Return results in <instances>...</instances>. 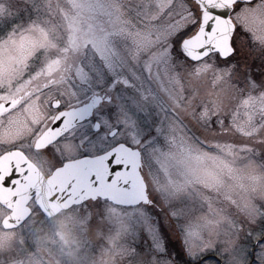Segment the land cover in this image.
Here are the masks:
<instances>
[{"label":"snow or ice","instance_id":"1","mask_svg":"<svg viewBox=\"0 0 264 264\" xmlns=\"http://www.w3.org/2000/svg\"><path fill=\"white\" fill-rule=\"evenodd\" d=\"M264 264V0H0V264Z\"/></svg>","mask_w":264,"mask_h":264},{"label":"rangeland","instance_id":"2","mask_svg":"<svg viewBox=\"0 0 264 264\" xmlns=\"http://www.w3.org/2000/svg\"><path fill=\"white\" fill-rule=\"evenodd\" d=\"M45 264H65V258L59 251V242L49 243L48 249L43 252Z\"/></svg>","mask_w":264,"mask_h":264}]
</instances>
